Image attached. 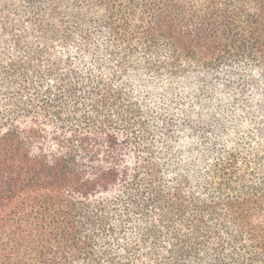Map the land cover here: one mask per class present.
I'll list each match as a JSON object with an SVG mask.
<instances>
[{
	"label": "trees",
	"instance_id": "trees-1",
	"mask_svg": "<svg viewBox=\"0 0 264 264\" xmlns=\"http://www.w3.org/2000/svg\"><path fill=\"white\" fill-rule=\"evenodd\" d=\"M0 264H264V0H0Z\"/></svg>",
	"mask_w": 264,
	"mask_h": 264
}]
</instances>
